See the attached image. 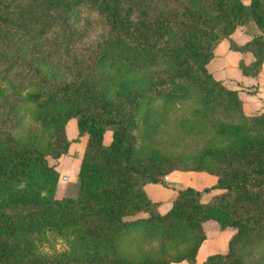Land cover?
I'll return each mask as SVG.
<instances>
[{
  "label": "trees",
  "instance_id": "16d2710c",
  "mask_svg": "<svg viewBox=\"0 0 264 264\" xmlns=\"http://www.w3.org/2000/svg\"><path fill=\"white\" fill-rule=\"evenodd\" d=\"M174 1L180 10L151 14L147 0H0V264H194L209 219L235 232L225 253L201 264H245L244 251L264 244V111L244 113L238 91L207 69L227 38L253 55L240 63L243 75L258 74L264 0ZM249 23L258 32L236 44L232 33ZM183 81L204 89L203 117L218 105L236 118L209 124L193 154L143 150L145 99L180 95ZM22 111L35 124L25 135ZM71 118L87 141L76 195L57 198L59 172L47 157L77 141L65 132ZM174 170L203 171L216 183L176 188L166 180ZM146 183L176 191L165 213ZM212 189L221 191L203 201ZM51 236L65 248L42 251Z\"/></svg>",
  "mask_w": 264,
  "mask_h": 264
},
{
  "label": "crops",
  "instance_id": "0c3cea01",
  "mask_svg": "<svg viewBox=\"0 0 264 264\" xmlns=\"http://www.w3.org/2000/svg\"><path fill=\"white\" fill-rule=\"evenodd\" d=\"M248 3V2H246ZM256 26L252 23L246 26H239L232 33V40L241 45L251 39L252 34L257 33ZM253 60V56L250 52H240L230 48L229 39L225 38L217 45L214 50V57L207 64V69L212 73L214 78L220 80L222 84L230 89H236L238 96L242 101L243 110L247 114L260 113L264 111V60L261 65V69L255 76L243 75L239 65L243 63L248 65ZM218 62L217 64L215 62ZM215 63V64H214ZM215 65V66H214ZM65 132L69 140L78 138L77 141L71 142L68 148V152L62 155L56 160H53L52 164L59 172L60 176H66V180H58L55 196L61 198L69 195L65 193L64 184L66 185L74 176V182H71L73 188H75V194L77 192V173L79 170L81 156L87 141V136L78 137L76 120L71 118L65 125ZM111 131L106 130L103 135L104 144L108 145L111 142ZM77 154V157L74 155ZM73 175V176H72ZM166 180L172 186L176 188H183L186 186H192L196 189H202L203 187H210L216 183V176L203 172V171H180L174 170L166 176ZM144 189L149 198L153 201H158V211L165 213L170 209L172 201L176 196V191L173 188H167L159 183H146ZM220 189H212L209 193H205L202 196L203 201H208L213 194L219 193ZM147 213L139 212L135 217H145ZM215 225L212 220H207L203 223V229L206 235L205 240L201 243L194 264H201V262L212 253H225L228 250V240L235 232V229L226 227L221 229L219 227L217 236L218 240L216 244L210 242V235L206 233V227L212 226L208 223ZM218 224V223H217ZM214 232L217 228L213 229ZM201 257L200 254L202 251ZM171 264H190L183 260L180 262H173Z\"/></svg>",
  "mask_w": 264,
  "mask_h": 264
},
{
  "label": "rangeland",
  "instance_id": "374dc122",
  "mask_svg": "<svg viewBox=\"0 0 264 264\" xmlns=\"http://www.w3.org/2000/svg\"><path fill=\"white\" fill-rule=\"evenodd\" d=\"M147 1L148 7L145 9L151 14H157L159 10L171 12L182 8L181 1ZM242 1L244 3L249 2V0ZM157 7H159V9L156 11ZM215 63L217 64L218 62L216 61ZM180 85L184 87V93L180 95L162 97L149 102L145 99L146 103L142 105L138 118L139 144L142 146L143 150L154 149L175 156H187L193 154L202 148L206 138L204 130L208 129L209 124L218 121H231L236 118L232 117L229 112L218 105H214L213 110L206 111V114L203 117V115L198 113V110L203 111L201 98L204 94V89L200 87L199 83L194 82L183 81ZM0 87L6 88L2 82H0ZM178 89L179 87L176 88L177 92H179ZM22 113L24 116L22 119V126L19 129V134L25 135L27 130L35 126V124L32 122L28 111H22ZM184 119H187L195 126V128L191 131L186 130L182 125ZM74 156L77 157V154ZM47 160L52 164L53 159L51 157L48 156ZM65 177L66 176H60L59 179L65 181ZM71 182H74V176L72 178L70 176L69 183L63 185L65 193L69 194L66 196L76 195L75 188H73ZM210 220H212L215 225H212L210 221L208 225L212 227L209 228L207 226L206 233H209L210 235V242L216 244L215 241L219 239L217 236L219 227L215 220ZM215 228H217V231L214 232L213 229ZM52 237L53 236L49 237V240L44 242L40 247L42 251L54 252L55 250L65 248V243L61 239ZM204 252V250L201 252L200 257ZM244 256L245 264H256L257 261L264 260V244L250 247V250L247 253L244 251Z\"/></svg>",
  "mask_w": 264,
  "mask_h": 264
},
{
  "label": "built area",
  "instance_id": "2783aa9c",
  "mask_svg": "<svg viewBox=\"0 0 264 264\" xmlns=\"http://www.w3.org/2000/svg\"><path fill=\"white\" fill-rule=\"evenodd\" d=\"M66 178V177H65Z\"/></svg>",
  "mask_w": 264,
  "mask_h": 264
}]
</instances>
